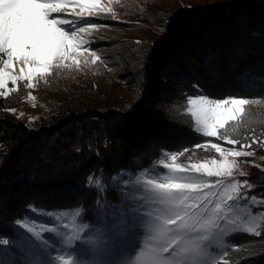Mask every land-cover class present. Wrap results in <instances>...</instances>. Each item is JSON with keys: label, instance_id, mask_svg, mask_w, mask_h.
<instances>
[{"label": "trees", "instance_id": "obj_1", "mask_svg": "<svg viewBox=\"0 0 264 264\" xmlns=\"http://www.w3.org/2000/svg\"><path fill=\"white\" fill-rule=\"evenodd\" d=\"M162 1L167 2L113 5L137 19V27L152 31L146 41L126 39L138 67L128 68L136 83L132 95L124 94L125 84L114 86L112 95L103 91L106 84H121L109 70L120 68L113 57L123 58L114 51L110 61L93 64L87 76L55 67L31 82L10 84L0 96V235L12 241L4 245L0 240L5 258L20 256L25 264H62L64 259L94 264L98 256L111 257L129 245L134 220L146 237L139 244L148 257L153 225L176 219L168 227L169 238L178 243L158 253L160 264H193L197 246L208 247L211 264H264V166L255 175L212 183L209 192H214L195 208L209 200L206 213L194 220L174 216L168 211L174 207L147 186L149 180L171 181L170 160L205 138L195 121L179 117L173 108L195 93L193 85L210 96L264 103V0L186 1L164 21L158 12ZM30 95L44 108L27 124L13 109ZM245 128L244 141L231 136L235 145L264 151V126ZM68 249L74 258L66 256Z\"/></svg>", "mask_w": 264, "mask_h": 264}, {"label": "rangeland", "instance_id": "obj_2", "mask_svg": "<svg viewBox=\"0 0 264 264\" xmlns=\"http://www.w3.org/2000/svg\"><path fill=\"white\" fill-rule=\"evenodd\" d=\"M186 1L196 2L198 0H167L166 3L162 1L163 3H161L160 8L158 7L160 20H168V16L172 17V12L176 11L178 6ZM121 2L124 4L125 0H66L65 10L59 13H53L52 16L66 17L69 20L77 21L76 25H74L75 28H78L84 19L91 20L92 23L98 25V27L83 25L86 30L84 32L77 31L73 41V43L78 44L79 47L70 48V54L66 59L54 60L48 72L57 67L60 69L73 70L80 76H87L91 73V67L93 64L100 60L102 61L103 58L110 61V58L113 57L110 56V54H115L114 51L120 54L122 52L120 57L123 58H118V60H115L114 57L112 58V62H118L117 65L120 64V68L116 69V66L113 67V69L109 68L116 77L118 75V81L121 82V84H117L115 81L110 86H107L108 84H106V86L103 87V91L109 92L112 95L116 91L114 86L126 85L128 87L124 94L132 95L136 83L134 82V75L129 73L128 68L136 66L137 61L136 58H134L135 54H131V46L128 45L129 43L126 39L134 37L135 39L144 38L146 41L147 38L152 36V31L147 29L148 32H146V29H140L137 27L138 20L131 18L130 15L126 16L122 12V7H120L121 9L119 12L113 10V5H118ZM78 4H85L86 7L83 9L75 7V5ZM76 13H81V15L77 17ZM164 13L165 16L162 19ZM106 17L110 21L99 20ZM126 17H129V19H124ZM62 27L66 28L68 26ZM154 28L158 29L156 26H154ZM94 31H96V36L95 39H92V36L95 35ZM93 43L94 45H92ZM110 43H113L112 46H110ZM106 51L108 53H106ZM106 54L108 55V58L102 57V55ZM0 59H6V56H0ZM125 60L132 64L128 65ZM0 67H3V65L0 64ZM136 68L138 67L136 66ZM20 69L21 65L13 60L12 67L9 71L20 73ZM48 72L37 73L34 74L33 77L37 75L44 76ZM124 81H126V83ZM10 84L11 82L9 81L7 89H9ZM100 84L102 85V83ZM8 92L9 91H7L6 94ZM32 97H34V99H32ZM154 105H156V103H154ZM173 106L174 112L179 117H182L187 121H195L194 125H196V128L202 129V126L196 123L191 111H189L187 100H179L177 103H174ZM231 107V105L225 106L226 109H231ZM43 108L44 104L35 95H30L28 99L13 109V113L24 123L31 124L39 119ZM250 125L264 126V103L260 101H250L248 104L241 106L235 115L228 112L226 123L224 124V127L217 130V136L201 138L199 143V145H201L200 147L192 146L170 160V168L177 165L183 166V171L175 174L173 173L172 176L176 175L182 177L186 181L193 182L190 189L184 190L188 198L182 204L179 202L169 203L174 207L175 211L180 212L181 218H184V214H187L191 217L190 220H194L200 218L206 213L205 206L209 203V200L204 204L203 208H198L196 210L195 208L198 206L201 207V202L205 201L211 192H214V190L209 192L212 183L218 181L225 183L227 182L226 179L233 177L234 175H255L261 173L264 166V151L252 146L248 151L240 147L238 148L237 145L229 144L225 139L220 138L227 137V139L231 140V136H234L240 138L241 141H244L243 132L246 130L245 126L249 127ZM211 144L220 145L226 150V152L228 149H231L233 151L247 152L250 154L233 156L230 153L227 155L217 153L215 149L211 147ZM222 156L223 161H221ZM213 160L218 161L219 163L212 164L211 161ZM202 163L205 165V170H197ZM207 170H213L220 174L208 176ZM229 172L230 175L227 174ZM233 181L236 182V180H231V182ZM167 182L170 181L157 180L155 183ZM147 186H150L152 194L155 195L152 191L151 185L147 184ZM209 199L211 201L212 198ZM178 204L179 207H177ZM149 234L154 238V242L148 246L150 252L151 249L158 246V240L155 238V232ZM141 240L147 242L146 237L142 234V231L139 228V223L134 220L131 237L129 238V245H127L124 250L122 248L116 250L111 257H106L104 255L98 256L94 264H143V261L147 257L144 256L146 254L145 245L139 244ZM0 259H2L5 264H25L24 259L20 258V256L14 258L13 261L12 259L5 258L1 252Z\"/></svg>", "mask_w": 264, "mask_h": 264}, {"label": "snow or ice", "instance_id": "obj_3", "mask_svg": "<svg viewBox=\"0 0 264 264\" xmlns=\"http://www.w3.org/2000/svg\"><path fill=\"white\" fill-rule=\"evenodd\" d=\"M66 0H0V56H6V59H0V96L5 95L9 89L7 84L10 81L13 86L18 80L31 82L33 75L37 73L48 72L54 60H63L68 57L69 49L79 47L73 43L77 31L84 32L86 29L83 25L98 27L91 20L84 19L78 28H75L77 21L69 20L66 17L52 16L53 13H59L65 10ZM75 7L85 8V4H78ZM81 13H76L79 17ZM68 26V27H62ZM67 33V34H66ZM215 54L209 57L210 60L215 59ZM15 60L21 65L20 73L9 71L12 67V62ZM28 87H32L28 83ZM196 89L194 94H189L186 97L189 105V111L195 118L196 123L202 126L203 135L205 137L217 136V130L224 127L228 112L233 115L239 111L240 107L248 104L250 101L245 97L235 95L227 96H210L204 92L199 84L193 85ZM34 99V97H32ZM226 105H231V109H226ZM225 139L227 143L235 145L237 141ZM252 143H258L253 139ZM201 145H194L200 147ZM217 153L231 154L233 156L249 155L247 152L233 151L228 149L227 152L218 144H211ZM243 148L251 147V144L241 145ZM174 158V157H173ZM223 161V156L221 157ZM212 164L219 163L211 161ZM167 167V166H166ZM172 173L183 171V166L177 165L169 168ZM197 170H205V165L202 163ZM220 173L213 170H207L208 176L218 175ZM230 175V172L227 173ZM89 181L92 177L88 178ZM148 183L155 193V198L163 203L179 202L182 204L188 197L185 189H190L193 182L184 180L182 177L173 175L170 182L155 183L151 180ZM243 184L250 183L243 181ZM252 199H256L255 196ZM264 200V197L261 198ZM179 207V204L177 205ZM169 212H174V216L179 217L180 212L168 209ZM169 224L175 225L176 219H170L162 224L153 225V231L156 233L158 246L150 250L148 257L143 261V264H160L159 252L167 253L178 240L169 238V233L172 229ZM181 225L187 227L183 220ZM253 231V229H249ZM256 232V235H260ZM207 239V237H205ZM0 240L4 245H10L12 241L7 236L0 235ZM31 243L30 239L26 241ZM48 241L45 239L42 246L46 248ZM41 245H37L40 247ZM193 264H211L210 253L207 246H197L192 249ZM226 254V253H225ZM66 256L73 257L74 253L71 249L66 251ZM207 257V258H206ZM0 264L5 262L0 259ZM62 264H71L68 259H64ZM76 264H82L81 261H76Z\"/></svg>", "mask_w": 264, "mask_h": 264}]
</instances>
